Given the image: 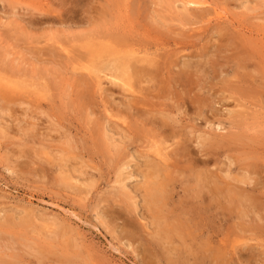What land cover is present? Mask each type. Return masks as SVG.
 <instances>
[{"label": "rangeland", "instance_id": "374dc122", "mask_svg": "<svg viewBox=\"0 0 264 264\" xmlns=\"http://www.w3.org/2000/svg\"><path fill=\"white\" fill-rule=\"evenodd\" d=\"M186 1L0 0V264H264V0ZM111 36V58L88 53ZM124 60L134 79L113 73ZM127 124L136 144L114 129ZM163 124L176 137L166 149L176 188L160 225L187 207L194 174L211 173L221 197L204 194L209 211L193 214L213 240L196 227L160 245L143 207ZM178 141L190 160L174 156Z\"/></svg>", "mask_w": 264, "mask_h": 264}, {"label": "bare ground", "instance_id": "6f19581e", "mask_svg": "<svg viewBox=\"0 0 264 264\" xmlns=\"http://www.w3.org/2000/svg\"><path fill=\"white\" fill-rule=\"evenodd\" d=\"M198 1H201V0H198ZM126 2V1H125ZM196 2H197V0H196ZM195 1H192V0H188V1H186V3H184L183 5H198L197 3H196ZM130 4H132V3H130ZM83 7V6H82ZM107 7V6H106ZM200 8V7H199ZM189 9V8H188ZM186 10H187V8H186ZM104 14V13H103ZM99 15V14H98ZM194 16V15H193ZM186 18V17H185ZM219 18V17H218ZM188 22V21H187ZM207 22V21H206ZM178 23H179V21H178ZM196 23V22H195ZM181 25V24H180ZM107 37V36H106ZM110 36H108L107 37V39L109 38ZM112 38L110 39V40H107L105 37H104V39L103 40H105V42L103 41V40H100L101 42H104V43H100V44H97V45H95V44H92V45H90V44H88L87 45V48H90L89 49V52L88 53H90L92 56H94V57H96V58H99V59H102V58H106V57H109L110 56V58H111V53H113V55L117 52V50H116V52L114 53V51H115V49L116 48H113V46L111 45L110 46V41L111 40H114V38H113V36H111ZM118 37H119V35H118ZM123 40V39H122ZM117 41V40H116ZM114 42H115V40H114ZM116 46H117V44H115ZM119 46H122V45H119ZM131 46V45H130ZM118 48V47H117ZM121 48V47H120ZM126 48V47H125ZM126 49H128V48H126ZM120 50V49H119ZM121 50H122V48H121ZM123 50H124V48H123ZM46 51V50H45ZM86 51V50H85ZM126 51V50H125ZM87 52V51H86ZM121 52V51H120ZM124 52V51H123ZM52 53V52H51ZM62 53V52H61ZM122 53V52H121ZM75 54V53H74ZM43 55V54H42ZM75 56H77V55H75ZM128 56V55H127ZM60 58V57H59ZM78 58H79V56H78ZM81 59V58H80ZM77 60H79V59H77ZM103 60V59H102ZM93 61V60H92ZM105 62V61H104ZM103 63V62H102ZM110 63V62H109ZM152 63V62H151ZM148 64V65H147ZM147 66H151V64L149 63V61H147ZM96 67V66H95ZM95 69H97V68H95ZM112 69L114 70V72L113 73H115L116 75H120L123 79H125V80H129L130 79V77H129V75L130 76H132L133 74H136L133 70H131V65H130V62H129V60H124V63H119V64H116V62L113 64V67H112ZM140 71V73L141 74H147V72H149L148 71V69H145V68H143V69H141V70H138V72ZM90 72V71H89ZM137 72V73H138ZM191 72V71H190ZM90 74V73H89ZM139 74V73H138ZM149 74V73H148ZM201 74V73H200ZM95 75V74H94ZM93 75V76H94ZM114 75H111V77L114 79V80H117L116 78H114L113 77ZM136 76V75H135ZM135 76H132L131 77V79H134L135 78ZM15 77V76H14ZM95 78H96V76H95ZM99 78V77H98ZM101 78V77H100ZM120 78V77H119ZM136 79H137V77H136ZM97 80V79H96ZM183 80V79H182ZM100 80L98 79V82H99ZM97 82V81H96ZM48 83V82H47ZM51 83V82H50ZM132 83V82H131ZM122 84L123 85H126L125 84V82H122ZM32 85V84H31ZM183 85V84H182ZM47 86V85H46ZM50 86V85H49ZM45 88V87H44ZM130 88H128V90H129ZM160 91V90H159ZM188 91V90H187ZM192 91V90H191ZM161 92V91H160ZM173 95V94H172ZM26 107V106H25ZM22 108V107H21ZM2 109V108H1ZM0 109V110H1ZM2 110H5V109H2ZM36 111V110H35ZM42 111V110H41ZM111 111H112V109H111ZM110 110H109V112H111ZM0 112H3V111H0ZM6 113V112H5ZM4 113V114H5ZM32 113V112H31ZM2 114V113H1ZM142 114V113H141ZM144 114V113H143ZM10 116H12V115H10ZM35 116V115H34ZM110 116L111 117H114V116H112L111 114H110ZM109 116V117H110ZM132 117V116H131ZM143 117V116H142ZM117 118H119L118 117V114H117ZM123 118V117H122ZM166 118H168V117H166ZM139 119V118H138ZM120 120V119H119ZM158 121H160V120H158ZM39 122V121H38ZM121 122H123V121H121ZM152 122V121H151ZM18 123H20V122H18ZM124 123H125V121H124ZM123 123V124H124ZM160 123V122H159ZM16 125V124H15ZM115 126V128L114 129H116V131L119 129V130H121V132H123L122 134L123 135H121L122 136V140L124 141V143H126L127 141H130L131 139V142L132 143H134V144H136V141H137V139L138 138H136V134L134 133V130H136V129H132L130 126H129V124H127L125 127H123V128H121V127H118L117 125H114ZM143 126V125H142ZM166 125H162V126H160L158 129L155 127V129H156V132H154L156 135H154V137H153V141L152 142H150V146H148V149L149 150H151L152 151V156H150V155H148L149 156V158H151V159H149L145 164H144V169H143V172H142V176H143V184H142V187H140L141 188V190H142V192H143V195H142V197H141V199L143 198V204H144V209L149 213V217L150 218H152V220L156 223V224H158V225H156L155 227H157L159 230V232H157V234H158V236H161V234H165V236L163 237V238H161V241H162V243L160 244V245H163L164 246V244L166 243V242H163L165 239H167V236H166V234H168V231H171V230H174L175 232L177 231V232H179V234L181 235H188V232L189 231H191V229L193 230V228H195L196 229V227L198 228L197 230H199V231H202L203 229L204 230H206V232L207 233H209L210 234V236H211V240H213L214 239V237H215V230H214V228L213 227H210L209 228V226L207 227V225L204 223V220H202V218L201 217H203L204 216V214L202 215V216H200L199 217V219H195V218H197L198 216H199V214H200V204H202V200H203V195L204 194H206V196L209 194V197H210V199L209 200H211V199H214V198H216V195H217V193H219L218 192V188L219 187H217L218 186V184H216V183H214V182H210L209 180L207 181V179H205V177H207V176H210V175H212L211 173L208 175L207 174V176H205L204 175V177H202V174L200 175V173H195L194 174V178H192V176H191V178L192 179H190L194 184H192V185H194V189L193 190H191V195L188 197V198H186V201L185 202H183L184 203V205L183 206H187V207H181L180 209L181 210H179V213H177L178 215L177 216H175L174 217V219H175V222H173L172 220V222L174 223V224H171V226L170 225H168V226H162L161 227V225L160 224H162V223H164V221L165 220H168V219H170V218H172L174 215L172 214V212H174V210L172 211V210H168V200L170 199V201H171V198H174L173 196H174V188H176V186H174V184H172V181H171V179H170V177H171V172L168 170V168H171V167H173L172 165H169V162H168V164H167V157L169 156V155H167V154H169V153H167L168 151H166V149H168L171 145L169 144V143H171V141L174 143V139H176V137H175V134L173 133V131H171V130H169V129H166V128H164ZM216 126V125H215ZM218 126H221L220 125V123H217V127ZM230 126V125H229ZM228 126V127H229ZM33 127V126H32ZM216 127V128H217ZM29 128V127H28ZM169 128V127H168ZM141 129V128H140ZM225 129H226V127H225ZM23 130V129H22ZM21 130V131H22ZM42 130V129H41ZM130 130L132 131V132H130ZM115 131V132H116ZM119 133V132H118ZM118 135V134H117ZM106 136V135H105ZM121 136H119V137H121ZM44 138V137H43ZM106 138V137H105ZM108 138V137H107ZM111 138V137H110ZM110 138H108L109 140H111ZM107 139V140H108ZM118 140V139H117ZM120 140V139H119ZM226 140V139H225ZM147 141H149V140H147ZM203 141V140H202ZM109 142V141H108ZM113 143V142H112ZM117 143H119V141L117 142ZM201 143V142H200ZM111 144V143H110ZM116 144V143H115ZM121 144V143H120ZM128 144V143H127ZM169 144V145H168ZM177 144V146H173L174 147V149H172L173 151H174V156H176L177 158L178 157H180L181 159L183 158L184 159V157H186L188 160H190L191 158L189 157V155L186 153V151H185V147H183L182 146V144L181 143H179V141L176 143ZM101 145H103V144H101ZM114 147H115V150H116V152L118 153L119 152V150H120V148H122L120 145H114V144H112ZM129 145H130V143H129ZM149 145V144H148ZM180 145V146H179ZM42 146V145H41ZM109 146V145H108ZM137 147V146H136ZM147 147V146H146ZM199 147V146H198ZM111 148V147H110ZM114 149V148H113ZM169 150V149H168ZM109 151V150H108ZM111 151H113V150H111ZM115 152V154H117ZM123 153V152H122ZM172 153V152H171ZM173 154V153H172ZM146 156V155H145ZM172 156V155H171ZM171 156H169L170 158H169V160H171ZM116 157V156H115ZM126 157V156H125ZM140 157V156H139ZM144 157V156H143ZM147 157V156H146ZM173 157V156H172ZM145 158V157H144ZM115 159V158H114ZM113 160V159H112ZM124 160V159H123ZM122 160V161H123ZM179 160V159H178ZM187 160V161H188ZM114 161V160H113ZM200 161V160H199ZM120 162V161H119ZM173 162H175V159H174V161ZM123 163V162H122ZM178 163H179V161H178ZM180 163H182V162H180ZM142 164V165H143ZM175 164V163H174ZM188 164V163H187ZM195 164V163H194ZM200 164H201V167L202 166H206V161L205 160H201L200 161ZM189 165H190V163H189ZM116 166V165H115ZM119 166V165H118ZM121 167H124V170H125V167H127V164H124L123 166L121 165ZM129 167V166H128ZM184 167V166H183ZM192 167H193V165H192ZM187 168V166L185 165V169ZM191 168V167H190ZM136 169V168H135ZM175 169H180V168H175ZM123 170V169H122ZM138 170V169H137ZM140 170H141V168H140ZM188 170H190V169H188ZM188 170H184L185 171V173L186 174H188ZM225 170V169H224ZM180 171V170H179ZM200 171V170H199ZM121 172V171H120ZM124 172V171H123ZM177 172H178V170L176 171V173H173V175H175V174H177ZM181 172H183V171H180V173L179 174H181ZM192 172V171H191ZM194 172V171H193ZM192 172V173H193ZM201 172V171H200ZM121 174V173H120ZM141 174V173H140ZM203 174H205V173H203ZM129 176H131V175H129ZM178 176V175H177ZM176 176V178H178ZM213 176V175H212ZM245 176V175H244ZM181 177V176H180ZM190 176H188L187 178H189ZM200 177H202V178H200ZM126 178H127V176H126ZM183 178H186V176L184 177V175H183ZM183 178H180V179H183ZM212 178V177H211ZM210 178V180L212 181V179ZM261 178H262V176H261ZM123 179H125V178H123ZM127 179H129V178H127ZM127 179H125V180H127ZM142 179V178H141ZM72 180V179H71ZM172 180H173V178H172ZM187 180V179H186ZM245 180L247 181V179L245 178ZM117 181V180H116ZM175 181H177V184L179 183V181L180 180H178V179H176ZM244 181V180H243ZM242 181V183L244 184V183H246L245 181L243 182ZM249 181H251V179H249L248 180V182ZM118 182V181H117ZM180 182H184V181H180ZM185 182H188V181H185ZM241 182V181H240ZM247 182V183H248ZM120 183H122V182H120ZM176 183V182H175ZM190 183V182H189ZM209 183H211L210 184V186H209ZM255 183H257V182H255ZM187 184V183H186ZM185 184V185H186ZM141 185V184H140ZM222 185V184H221ZM227 185V184H226ZM259 185L260 184H258V186L257 187H259ZM235 186V185H234ZM188 187V186H187ZM192 187V186H191ZM236 187V186H235ZM244 187V186H243ZM260 187H262V185L260 186ZM122 188H126L124 185H123V183H122V186H121V189ZM179 188H181V187H179ZM189 188H190V186H189ZM188 188V189H189ZM227 188H229V187H226V189ZM237 188H239V189H236L238 192H239V190H240V192H243V193H245V189H242V187H237ZM190 189H192V188H190ZM225 189V186H224V188H223V190ZM232 189V188H231ZM228 190L227 192H226V194H227V196H229L231 199L233 198L231 195H232V193H236L235 195H237L238 197L237 198H235V199H233L234 200V202H236V201H238V200H240L243 204H244V202H245V197H244V195L242 196V198H241V195L243 194V193H241V194H238V192L234 189V190ZM256 189V187H251V188H249L248 189V191H252V190H255ZM182 190V189H181ZM180 190V191H181ZM222 190V189H221ZM257 190V189H256ZM123 191V190H122ZM186 192H187V190H185ZM190 192V190L188 191V193ZM239 192V193H240ZM256 192V191H255ZM258 192V191H257ZM125 193V192H124ZM183 193V192H182ZM182 193L180 194L181 196H182ZM225 193V192H224ZM260 193H262V191L260 192ZM264 193V192H263ZM184 194V193H183ZM220 194V193H219ZM222 194V193H221ZM221 194H220V197H221ZM253 194V193H252ZM128 195V194H127ZM224 195V194H223ZM222 195V196H223ZM246 195H247V192H246ZM250 195V194H249ZM178 196V195H177ZM186 196V195H185ZM184 196V197H185ZM225 196V195H224ZM179 198L178 199H180V196H178ZM218 197V196H217ZM228 197V198H229ZM250 197V196H249ZM208 198V197H207ZM226 198V197H225ZM225 198H223L222 197V199H225ZM251 198V197H250ZM205 199V198H204ZM230 199V200H231ZM207 200V199H206ZM236 200V201H235ZM253 201H254V199H252ZM169 201V202H170ZM182 201V200H181ZM216 201V200H215ZM215 201L213 200L212 201V203L214 202L215 203ZM232 201V200H231ZM240 201H238L237 202V205L238 204H240V206H242L241 205V202ZM247 201H249V198H248V200ZM174 202H176V200L174 201ZM174 202H173V204H174ZM233 201H232V203H234ZM240 202V203H239ZM180 203V202H179ZM209 203V202H208ZM231 203V202H230ZM252 203V202H251ZM255 203V202H254ZM172 205V203H169V205ZM176 204V203H175ZM256 204V203H255ZM177 205V204H176ZM175 205V207H180L181 206V203L178 205V206H176ZM203 206V208L205 207L204 206V204H202ZM246 205V204H245ZM209 206H211V205H209ZM172 207H173V205H172ZM207 207V206H206ZM206 207H205V209H206ZM170 208H171V206H170ZM208 208V207H207ZM218 208V207H217ZM222 208V207H221ZM242 208V207H241ZM244 208H245V206H244ZM137 209V208H136ZM212 211L211 212H208L209 211V208H208V213H207V215L210 213H213L212 215H210V216H212L213 218H215L214 217V210L216 209L215 208V205L213 206V207H211L210 208ZM224 209V208H223ZM236 209V208H235ZM193 210H196V212L198 213V216L197 217H195L194 218V214H193ZM217 210V212H218V209H216ZM245 210H247L248 211V209H247V206H246V209H244V212H242L241 210H239V211H241V213L242 214H244V213H246V211ZM249 210L251 211L252 209H250V207H249ZM176 211L178 212V209H176ZM204 211V210H203ZM238 211V210H237ZM238 211V212H239ZM249 211V212H250ZM224 212H225V210H224ZM228 212V211H227ZM235 212V211H234ZM261 212V211H260ZM169 213H171L172 214V216L170 217V218H167V214H169ZM240 213V212H239ZM255 213V212H254ZM216 214H218V213H216ZM250 214H251V212H250ZM207 215H205V216H207ZM231 215V214H230ZM246 215H247V213H246ZM249 215V214H248ZM141 216V215H140ZM240 216H242V215H240ZM256 216V215H255ZM142 217V216H141ZM208 217V216H207ZM211 217V218H212ZM210 218V217H209ZM217 218V217H216ZM243 218V217H242ZM254 219V218H253ZM213 220V219H212ZM211 220V221H212ZM251 220V219H250ZM254 220H256V219H254ZM171 222V223H172ZM165 224V223H164ZM152 225H154V224H152ZM258 226V225H257ZM136 229V228H135ZM255 229V228H254ZM167 233H166V232ZM164 232V233H163ZM191 233V232H190ZM170 234V233H169ZM168 234V235H169ZM202 234V233H201ZM203 234H205V233H203ZM202 234V235H203ZM191 235V234H190ZM155 238V237H154ZM207 239V238H206ZM168 240V239H167ZM160 241V240H159ZM207 243H208V241H207ZM214 243V242H213ZM168 245H170V243L168 242L167 243ZM205 245V244H204ZM162 246V247H163ZM171 246V245H170ZM213 246V245H212ZM214 246H215V244H214ZM213 246V247H214ZM158 247V246H157ZM165 247H167V246H165ZM172 249V248H171ZM209 249H210V247H209ZM234 249V248H233ZM213 251V250H212ZM235 251V250H234ZM215 257V256H214ZM218 261V260H217Z\"/></svg>", "mask_w": 264, "mask_h": 264}]
</instances>
